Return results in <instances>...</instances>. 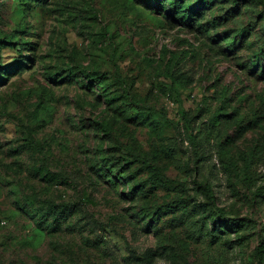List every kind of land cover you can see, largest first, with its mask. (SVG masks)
I'll return each instance as SVG.
<instances>
[{
  "label": "rangeland",
  "instance_id": "1",
  "mask_svg": "<svg viewBox=\"0 0 264 264\" xmlns=\"http://www.w3.org/2000/svg\"><path fill=\"white\" fill-rule=\"evenodd\" d=\"M0 264H264V0H0Z\"/></svg>",
  "mask_w": 264,
  "mask_h": 264
},
{
  "label": "trees",
  "instance_id": "2",
  "mask_svg": "<svg viewBox=\"0 0 264 264\" xmlns=\"http://www.w3.org/2000/svg\"><path fill=\"white\" fill-rule=\"evenodd\" d=\"M38 3L42 4V5H47V0H37ZM147 6L152 7V4L147 3ZM157 7L159 8H163L164 6L162 4H158ZM203 8V5L198 6V7H194V9L191 10L190 13H192L193 11L196 13L198 11H200ZM186 10H182L181 6L177 3V2H172L169 5V10H168V15H170L172 18H175L177 21H185V20H191V15L192 14H187V12H185Z\"/></svg>",
  "mask_w": 264,
  "mask_h": 264
}]
</instances>
